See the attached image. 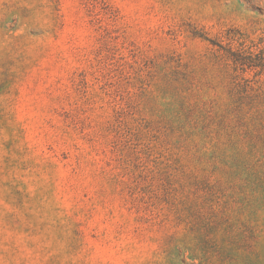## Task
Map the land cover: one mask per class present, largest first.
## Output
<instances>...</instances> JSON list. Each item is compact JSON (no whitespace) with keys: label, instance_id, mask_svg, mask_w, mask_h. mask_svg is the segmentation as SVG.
<instances>
[{"label":"rangeland","instance_id":"obj_1","mask_svg":"<svg viewBox=\"0 0 264 264\" xmlns=\"http://www.w3.org/2000/svg\"><path fill=\"white\" fill-rule=\"evenodd\" d=\"M0 264H264V0H0Z\"/></svg>","mask_w":264,"mask_h":264}]
</instances>
